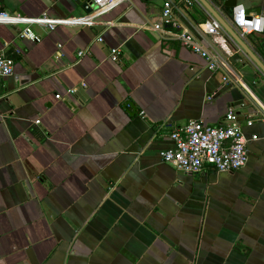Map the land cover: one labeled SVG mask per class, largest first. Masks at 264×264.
I'll return each instance as SVG.
<instances>
[{
    "label": "crops",
    "instance_id": "crops-1",
    "mask_svg": "<svg viewBox=\"0 0 264 264\" xmlns=\"http://www.w3.org/2000/svg\"><path fill=\"white\" fill-rule=\"evenodd\" d=\"M165 1L36 26V41L0 24V48L16 59L0 81V264H264V74L231 37L198 30L192 12H207L192 0L171 1L220 68L164 39L153 24ZM85 2L2 0L9 12L65 19L85 16ZM244 39L264 59V32ZM230 108L258 136L246 166L192 174L161 158L174 130L221 125Z\"/></svg>",
    "mask_w": 264,
    "mask_h": 264
},
{
    "label": "built area",
    "instance_id": "built-area-1",
    "mask_svg": "<svg viewBox=\"0 0 264 264\" xmlns=\"http://www.w3.org/2000/svg\"><path fill=\"white\" fill-rule=\"evenodd\" d=\"M125 1L127 0H86L89 6L92 7L91 12H87L83 17L65 19L53 18L48 12H43L35 17L18 12H9L3 8L2 0H0V24L23 26L21 35L29 40L36 41L40 38L36 26L54 30L58 26L95 24L100 17L116 9ZM191 2L197 3L203 8L198 0H192ZM176 9L177 6L171 0L165 1L161 19L154 22L153 28L161 32L164 39L177 40L192 48L204 57L207 66L211 70H218L220 68L218 59L198 40L195 32L185 28L180 23ZM228 20L242 38L250 34L264 32V13H248L244 4L239 3L232 8ZM198 30L209 35L226 34L231 37L222 24L209 14L208 19L199 23ZM103 40V36L99 37V41ZM15 51L21 53L18 48ZM79 54L83 55L84 51H79ZM122 55L123 50L121 47L111 49L110 57L113 62H118ZM15 64L16 59L14 56L6 49L0 48V81L14 74ZM224 79L226 80L227 77H224ZM82 86H86V83L83 82ZM75 92V88L67 90L69 94ZM56 97L61 99L62 94L58 93ZM37 122L39 123V120ZM254 122V118H250L246 124L252 126ZM171 138L174 145L161 150V158L174 164L182 171L196 174L202 172L208 166L218 172H233L246 166L249 161L248 142L250 139H257L258 136L253 135L252 138H248L244 132L239 114L234 108H230L223 124L215 126L209 125L203 120H189L186 124L174 130Z\"/></svg>",
    "mask_w": 264,
    "mask_h": 264
},
{
    "label": "water",
    "instance_id": "water-1",
    "mask_svg": "<svg viewBox=\"0 0 264 264\" xmlns=\"http://www.w3.org/2000/svg\"><path fill=\"white\" fill-rule=\"evenodd\" d=\"M83 0H77V2H82ZM198 2L203 6L207 14L215 17L225 28L228 34L231 36L232 40L236 45L243 50V52L256 64L260 71L264 74V59L261 58L242 38L239 33L231 26L228 15H230V10L238 4V0H198ZM85 7L87 12L92 11V7L89 6L88 2H85ZM222 8V9H221ZM248 13L261 14L264 13V7L254 9L253 12L247 9Z\"/></svg>",
    "mask_w": 264,
    "mask_h": 264
},
{
    "label": "trees",
    "instance_id": "trees-1",
    "mask_svg": "<svg viewBox=\"0 0 264 264\" xmlns=\"http://www.w3.org/2000/svg\"><path fill=\"white\" fill-rule=\"evenodd\" d=\"M200 9V8H199ZM201 10V9H200ZM202 11V10H201ZM196 12H198V10L197 9H194V12H192L193 13V16H194V18H196V20L198 21V22H202V21H204V20H206V19H208V14H206V13H202V17H200V18H197V16L195 15L196 14Z\"/></svg>",
    "mask_w": 264,
    "mask_h": 264
}]
</instances>
